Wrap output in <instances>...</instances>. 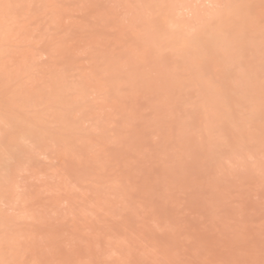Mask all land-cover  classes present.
<instances>
[{
	"label": "rangeland",
	"instance_id": "obj_1",
	"mask_svg": "<svg viewBox=\"0 0 264 264\" xmlns=\"http://www.w3.org/2000/svg\"><path fill=\"white\" fill-rule=\"evenodd\" d=\"M0 157V264H260L262 0H0Z\"/></svg>",
	"mask_w": 264,
	"mask_h": 264
},
{
	"label": "bare ground",
	"instance_id": "obj_2",
	"mask_svg": "<svg viewBox=\"0 0 264 264\" xmlns=\"http://www.w3.org/2000/svg\"><path fill=\"white\" fill-rule=\"evenodd\" d=\"M232 20H233V19H232ZM220 28H221V27H220ZM211 31H212V30H211ZM211 31H210V32H211ZM205 33H206V32H205ZM211 34H212V32H211ZM211 34H210V35H211ZM203 36H204V35H203ZM201 37H202V36H201ZM209 37H210V36H209ZM200 42H201V41H200ZM11 113H12V112H11ZM8 114H9V113H8ZM13 115H14V114H13ZM13 115H12V116H13ZM10 116H11V115H10ZM18 116H19V115H18ZM14 118H16V117H14ZM16 119H17V118H16ZM12 120H13V119H12ZM21 120H22V119H21ZM24 120H25V119H24ZM24 120H23V121H24ZM17 121H19V120H17ZM26 121L28 122V120H26ZM31 124H32V123H31ZM16 125H17V124H16ZM16 125H15V126H16ZM22 125H23V124H22ZM16 127H17V126H16ZM20 127H21V126H20ZM24 127H25V126H24ZM25 128H26V127H25ZM25 128H24V129H25ZM31 129H32V128H31ZM30 132H31V131H30ZM34 133H35V132H34ZM24 134H25V133H24ZM24 134H22V135H24ZM18 135H19V134H18ZM16 136H17V135H16ZM19 136H20V135H19ZM23 138H24V137H23ZM6 146H8V145H6ZM10 147H12V146H10ZM1 149H2V148H1ZM12 149H13V148H12ZM15 149H17V148H15ZM2 150H3V149H2ZM7 150H8V147H7ZM3 151H5V150H3ZM11 151H14V150H11ZM10 153H11V152H10ZM3 155H4V153H3ZM10 156H11V155H10ZM4 157H6V156L4 155L3 158H4ZM11 157H13V156H11ZM0 158H2V157H0ZM6 161H7V159H6ZM7 162H8V161H7ZM7 162H6V163H7ZM9 164H10V163H8V164H6V165H9ZM0 165H2V164H0ZM1 167L3 168V166H1ZM4 167H7V166H4ZM2 168H0V169L2 170ZM5 169H6V168H5ZM5 169L3 168V171H4Z\"/></svg>",
	"mask_w": 264,
	"mask_h": 264
},
{
	"label": "snow or ice",
	"instance_id": "obj_3",
	"mask_svg": "<svg viewBox=\"0 0 264 264\" xmlns=\"http://www.w3.org/2000/svg\"><path fill=\"white\" fill-rule=\"evenodd\" d=\"M262 4H264V0H262ZM237 264H253V262L247 261V262H237ZM260 264H264V260L260 262Z\"/></svg>",
	"mask_w": 264,
	"mask_h": 264
}]
</instances>
